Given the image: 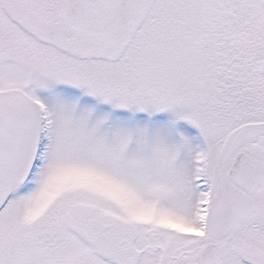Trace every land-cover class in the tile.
<instances>
[{
    "label": "snow or ice",
    "instance_id": "1",
    "mask_svg": "<svg viewBox=\"0 0 264 264\" xmlns=\"http://www.w3.org/2000/svg\"><path fill=\"white\" fill-rule=\"evenodd\" d=\"M0 264H264V0H0Z\"/></svg>",
    "mask_w": 264,
    "mask_h": 264
}]
</instances>
